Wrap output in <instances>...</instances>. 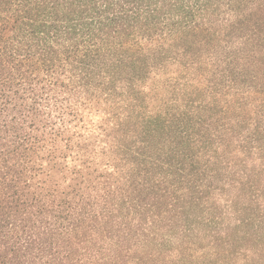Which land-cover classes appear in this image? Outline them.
<instances>
[{
    "label": "trees",
    "instance_id": "1",
    "mask_svg": "<svg viewBox=\"0 0 264 264\" xmlns=\"http://www.w3.org/2000/svg\"><path fill=\"white\" fill-rule=\"evenodd\" d=\"M0 264H264V0H0Z\"/></svg>",
    "mask_w": 264,
    "mask_h": 264
}]
</instances>
